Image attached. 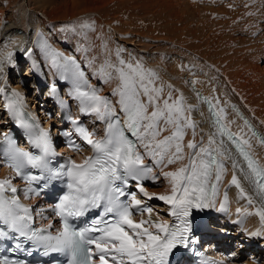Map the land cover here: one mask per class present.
<instances>
[{"label":"snow or ice","instance_id":"snow-or-ice-1","mask_svg":"<svg viewBox=\"0 0 264 264\" xmlns=\"http://www.w3.org/2000/svg\"><path fill=\"white\" fill-rule=\"evenodd\" d=\"M82 26L92 25L85 22ZM71 30L75 32V26H72ZM122 51L117 49L116 64L105 61L97 73L108 79L115 77L119 80L118 89L112 93L118 96V99L113 103L88 85L85 71L75 57L64 56L54 49L48 50L50 65L60 78L68 80L71 77L74 98L80 101V111L94 114L98 120L105 121L107 130L104 138L93 139L94 133L68 117L76 125L75 130L79 137L91 147L93 155L80 164L69 160L53 168H50L49 164L55 151L49 135L43 130L31 141L39 149V154L21 150L5 133L4 139L9 143L6 153L8 166L13 168L17 175H24L25 168L38 169L40 175L29 174L26 179L45 180V188L50 181L62 180L67 190L59 196L54 205L53 210L55 215L61 218L62 229L52 235L47 229L32 227V209L20 203L15 195L18 190L11 186L10 180L0 181V224L4 226L0 228V237L11 239L9 233H17L19 237L41 245L45 255L49 252L64 254L66 264H181V249L192 250L200 239L196 234L194 212L214 206L213 198L217 188L216 183L211 181L221 180L224 165L219 157L223 154L222 138L225 136L235 144L247 162L246 178H251L256 188L264 193V167H260L246 150L245 146L250 147L249 141L234 135L222 122L223 109L216 110L218 98L216 104H213L211 99L204 98L217 133L208 136L207 146H204L203 138L199 142L195 139L189 141L187 164L163 173L169 180L170 192L155 197L149 196L143 182L147 179H158L153 175V166L168 167L184 160L185 129L191 128L195 137L196 124L190 121L188 113L192 109L190 106H184L182 96L173 99L172 92L175 90L169 86V94L164 97L163 86H156V74L150 69H144L139 63L125 61L121 58ZM7 59L11 63L12 54H9ZM3 71V63L0 62V73ZM4 91V88H0V92ZM51 91H57L55 84L52 85ZM19 95L12 93L14 97ZM197 95L199 96V93ZM7 107L14 113L18 111L14 103H9ZM17 122L19 126L29 130L39 128V125L23 119ZM247 123L245 121V124ZM168 126H172L174 130L171 135L161 139V134L167 131ZM249 130L253 136L258 135L250 125ZM217 134L221 137L220 147L213 148V145L217 144ZM260 142L264 144V138H261ZM68 146L73 150H80V146L73 140L68 141ZM139 148H143V152ZM146 158L152 163L146 164ZM233 168H236L235 162ZM132 182H135L136 191L130 190ZM231 184L240 188L242 196L244 195L235 174ZM6 190L13 195L5 196ZM137 192L148 199L155 198L167 204L168 215L175 218L174 222L170 224L166 220H153V207L138 199ZM25 195L28 198L27 193ZM248 203H252L250 197ZM96 210L97 215L83 227H76L70 222ZM219 210L226 211V208L221 204ZM145 213L148 214L147 219L143 218ZM237 213L240 214L241 209L238 208ZM257 214L264 220V211H258ZM134 216H140L141 219L137 222ZM51 227L52 225H49V229ZM16 248H21V244L17 243ZM28 254L31 255V252ZM0 264H27V261L0 256ZM52 264L58 262L53 261ZM207 264L217 262L210 261Z\"/></svg>","mask_w":264,"mask_h":264},{"label":"bare ground","instance_id":"bare-ground-1","mask_svg":"<svg viewBox=\"0 0 264 264\" xmlns=\"http://www.w3.org/2000/svg\"><path fill=\"white\" fill-rule=\"evenodd\" d=\"M9 2L16 5L13 18L3 17L4 12L0 11V22L5 20L10 23L6 27L3 25V28L19 32L21 42L11 53L12 62L3 63L4 71L0 76V83L7 80L3 75H6L8 66L15 64L18 51L27 43L24 51L26 53H23L32 63L30 70L36 68L38 76L44 77L38 62L45 63L50 83L67 84L69 88L66 93L70 98L75 99L72 79L69 77L68 80H62L51 67L47 55L49 49H54L64 56L79 55L81 60L77 57L75 59L83 70L84 67L88 69L89 75L85 73L88 85L95 88L99 95L106 96L104 93L108 91L113 93L118 89L120 82L115 77L108 79L97 73L105 61L116 64L117 49L124 50L123 45L119 48V44L115 42L114 34H117L122 41L138 45L132 52L128 51L133 54L132 57L121 55V58L139 63L146 70H152L157 77L156 86H163L164 97L168 96L171 86L175 90L172 92L173 99L182 96L184 106L186 108L190 106L192 109L188 116L190 121L196 124L195 137L191 128L185 129L183 137L185 159L164 169L162 173L174 171L187 164L189 141L195 139L199 142L203 138V144L207 146L208 136L217 133L203 101L190 85L189 77L197 88L203 89L211 96L214 104L218 98L216 108L223 109L221 113L223 118L242 135L243 139L249 141L252 149L264 163V145L258 142L236 115L237 109L233 111L229 108L227 100V96L230 95L235 101L232 104H237L241 110L244 109L264 131V0H9ZM10 3L8 6H11ZM85 22L92 26L83 27ZM31 26L35 29L33 36L30 34L32 30L28 31ZM65 26H68L66 30L61 31ZM72 26H75V32L71 30ZM67 42H72L73 52L62 51V45ZM16 66L20 68L18 62ZM99 82L105 87H98ZM9 84L11 85L10 82ZM17 86L21 92L24 91L20 84ZM106 97L113 103L118 99V96L114 95ZM76 101L80 105V101L78 99ZM77 113L80 115L82 112L79 110ZM88 116L94 127L102 122L94 114ZM173 130L172 126H168L160 138L171 135ZM222 139L224 170L215 202L220 206L223 204L234 209L248 208L254 223L264 231L262 223L264 220L257 214L258 211H264V201L246 178L245 171H241L243 168L234 155L224 148V145L225 147L227 145L224 138ZM216 140L217 144L214 146L220 147L221 137L218 134ZM233 162L236 163L235 169ZM3 174L12 175L7 170H3ZM233 174L237 176L240 187L244 190L243 196L240 188L231 184ZM164 179V186L150 189L152 197L170 192L169 180L165 177ZM228 186L227 192L224 193V188ZM249 197L252 200L251 204L248 203ZM151 217L153 220L169 222L167 216L156 208ZM147 218L148 214L144 219Z\"/></svg>","mask_w":264,"mask_h":264},{"label":"rangeland","instance_id":"rangeland-1","mask_svg":"<svg viewBox=\"0 0 264 264\" xmlns=\"http://www.w3.org/2000/svg\"><path fill=\"white\" fill-rule=\"evenodd\" d=\"M2 1L0 0V6H1L0 7V11L1 12H4L3 17H6L7 19L13 18V10L16 9V7H15L16 5H14L13 3H10L9 0H2ZM8 3H10L9 5H11V6H8ZM207 5H209V4H207ZM4 8H5V10H4ZM10 16H12V17H10ZM0 24H2L1 27H0V58H2L3 56H6L9 51H11L14 48H17L19 46V44L21 42V38H19L20 37V34H18L19 32L17 33V32H15V30H8V29L3 28V25H5V27H6L8 24H10V23H7V21L3 20V21L0 22ZM19 30H21V29H19ZM29 30L30 31L32 30L30 32V34L33 36L34 30H35V29H33V26L29 27L28 31ZM116 36H117V34H114L115 42H116V44H119V48H121L120 46H122V45H123V47H125V48H123L124 50L121 52V55L124 56V57L126 56L127 58H128V56L129 57H132L133 54L128 53V51L132 52L133 50H135V47L138 46V45H135L136 43H130L129 44L127 42H124V41L121 40L120 37H118V36L116 37ZM26 41L27 40H25V42ZM25 44L27 45V43H25ZM25 44H24V47L22 48L23 51L21 50V51L18 52L20 55H18V57L16 59L17 62H18V64H19L18 67H20V68L18 69L16 65H11V67L8 66L9 68H8V71L7 72L9 73V76H10V79H11L12 83L10 82L9 78L6 77L7 74L6 75H3V78H7V80H9V82L11 83V85L12 84L18 85V83L20 82V84L21 85H24L25 87L26 86H29L30 88H33V86L31 87V85L33 84V82L36 80V77H37V76H34V72L33 71L36 72V68H34L33 70H30V68L32 67L31 66L32 63L28 59V57H26V54L23 53L25 51V48H26V45ZM72 46H73L72 45V42H67L66 44L62 45V51L66 52L67 50H72ZM20 47H21V45H20ZM72 52H73V50H72ZM11 53H12V51L9 52V54H11ZM74 53H75V51H74ZM75 57H77V58H79L81 60V58H80L79 55L77 56V54H76ZM38 63H41L40 64V68H43L44 69V70H42L44 72V75L46 74L47 79L50 80L48 71H46V68H45V63H43V62H38ZM83 64L84 63L82 62V65ZM28 71H29V73L33 72V74L28 75L27 74ZM84 71H85V73H87L86 75H89L88 69L86 67H84ZM21 75L24 76V79L22 81L20 79ZM42 78L45 79V76L42 77ZM60 83H62V82H60ZM99 86H102L103 87L104 84L101 83V82H99L98 83V87ZM63 87L65 88V84L64 83H63ZM103 90L104 89H102V92H103ZM28 94H30V92H28ZM104 95H106V96H113L112 93H110V91L104 93ZM227 98H228L227 100H228V103L229 104L235 102L230 95H228ZM152 200H153V204L155 205L154 208H156V210L159 211L158 208H157L158 206H156V204L154 203V201H156V199L154 198ZM158 203L160 205L159 206V209H160L159 212H161L163 215H165L166 212H167L166 205L164 203H161V201L158 202Z\"/></svg>","mask_w":264,"mask_h":264}]
</instances>
